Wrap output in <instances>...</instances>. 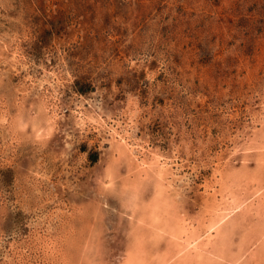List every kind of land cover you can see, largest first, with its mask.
<instances>
[{
    "label": "rangeland",
    "instance_id": "374dc122",
    "mask_svg": "<svg viewBox=\"0 0 264 264\" xmlns=\"http://www.w3.org/2000/svg\"><path fill=\"white\" fill-rule=\"evenodd\" d=\"M263 126L264 0H0V264H264Z\"/></svg>",
    "mask_w": 264,
    "mask_h": 264
},
{
    "label": "bare ground",
    "instance_id": "6f19581e",
    "mask_svg": "<svg viewBox=\"0 0 264 264\" xmlns=\"http://www.w3.org/2000/svg\"><path fill=\"white\" fill-rule=\"evenodd\" d=\"M264 127V126H263ZM259 129V128H258ZM261 129H263V128H261ZM118 130V129H117ZM256 130V129H255ZM39 131V130H38ZM258 131V130H257ZM264 131V130H263ZM261 132L260 134H264V132ZM258 132H260V131H258ZM259 134V136H262V135H260ZM255 135H258V134H254V136ZM251 136V135H250ZM258 137V136H257ZM121 138V137H120ZM252 139L253 138H255V137H251ZM262 139H263V136L261 137ZM259 139V137L257 138V141H259L258 140ZM255 140V139H254ZM256 141V140H255ZM264 141V140H263ZM259 143H260V141H259ZM258 144V143H257ZM262 144V143H261ZM236 145V144H235ZM260 145V144H259ZM259 147H262L261 145L259 146ZM263 149V148H262ZM254 150V149H253ZM155 151V150H154ZM123 153H124V151H123ZM145 154V153H144ZM154 154V153H153ZM156 154V153H155ZM259 154V153H258ZM264 155V154H263ZM146 156V155H145ZM155 157V156H154ZM152 158V157H151ZM156 158V157H155ZM262 158V157H261ZM156 161V160H155ZM258 161H260V160H258ZM156 162H158V161H156ZM146 163V162H145ZM149 163V162H148ZM152 163H153V161H152ZM155 163V162H154ZM157 164V163H156ZM257 165V164H256ZM262 165H264V164H262ZM152 166V165H151ZM163 166V165H162ZM161 167V166H160ZM257 167H258V165H257ZM150 168V167H149ZM164 168H166V167H164ZM162 169H163V167H162ZM161 169V170H162ZM159 170V169H158ZM157 170V171H158ZM163 171V170H162ZM158 173V172H157ZM159 175V174H158ZM176 175V174H175ZM262 179H264L263 178V176L261 177ZM260 178V179H261ZM259 179V178H258ZM259 179V180H260ZM260 182H261V180H260ZM161 183V182H160ZM161 189V188H160ZM169 189V188H168ZM262 189V188H261ZM162 192H163V190H161ZM165 191V190H164ZM261 192V191H260ZM161 194V193H160ZM159 194V195H160ZM158 195V196H159ZM254 195V194H253ZM261 196V195H260ZM166 197V196H165ZM254 197V196H253ZM159 198V197H158ZM250 198V197H249ZM263 199V198H262ZM262 201V200H261ZM232 202V201H231ZM213 203V202H212ZM253 203V202H252ZM256 203V202H255ZM222 204V203H221ZM220 205V204H219ZM242 205L243 204H241V207H242ZM216 207V206H215ZM150 207H148V209H149ZM220 208V207H219ZM137 209V208H136ZM242 209V208H241ZM237 210V209H236ZM151 211H154V210H151ZM219 211V210H218ZM229 212L230 211H227V212H225V213H222V214H215V216L214 217H212L211 218V220L209 221V226L210 227H212L213 229L214 228H216V230H218L219 228H220V226L222 225L221 223L223 222V221H225V218H227V216L229 215ZM148 213H149V211H148ZM147 213V214H148ZM173 213V212H172ZM175 214V213H174ZM254 214V213H253ZM178 215V214H177ZM159 216V215H158ZM208 216V215H207ZM261 216H262V214H261ZM150 217V216H149ZM153 217V216H152ZM177 217V216H176ZM175 217V218H176ZM179 217V216H178ZM173 218H174V216H173ZM153 220H156V219H153ZM182 220V219H181ZM192 224V223H191ZM227 224V223H226ZM206 226V225H205ZM223 227V226H222ZM221 227V228H222ZM153 228H157L156 226L155 227H153ZM155 230V229H154ZM185 230V228L183 227V226H181L180 228H179V232L180 231H184ZM220 230V229H219ZM222 230L224 231V229L222 228ZM165 231L166 232H169L171 235H174L175 233H177V231L176 232H174L175 230H172V229H165ZM207 231V230H206ZM211 231V230H210ZM185 233H187L186 232V230L184 231ZM181 233V232H180ZM140 234V236H141V233H139ZM143 234V233H142ZM156 235V234H155ZM176 235V234H175ZM188 235V234H187ZM189 235H192L193 236V238L195 237V242H197L198 244H199V242L200 241H202V240H200V239H198V237L197 236H199V237H201L200 235H197V234H194V233H189ZM213 235V234H212ZM159 235H157L156 236V238H155V240L157 239V237H158ZM142 237V236H141ZM147 238V237H146ZM138 240V239H137ZM198 240H200V241H198ZM188 244L184 247L185 249H184V251L185 250H187L186 251V253H185V255H186V257H187V255L189 254V256H190V258H189V261H188V259H187V261H188V263L189 264H193V263H202V262H204V260H203V258L204 257H201V252H202V249H200L199 247H193V249L195 250V254L193 253V251L192 252H189V249H190V243H191V241H188L187 242ZM144 241H138V242H136L135 244H134V246L135 247H133L135 250L137 249L138 251H137V253L133 250H131V249H129L128 250V254H127V258H123L124 260L125 259H127V260H129V262L128 263H126V264H132L133 262H134V260L136 261V263H134V264H148V262L149 261H146L144 258V256H142L141 254H143L144 253V251H145V248H144ZM208 247V246H207ZM140 250H141V252H140ZM181 250H183V249H181ZM139 253V257H138V255H135V254H138ZM184 253V252H183ZM219 253V252H218ZM151 254V253H150ZM191 254H192V257H191ZM136 256V257H135ZM184 256V255H183ZM188 256V257H189ZM193 257H194V259H193ZM136 258V259H135ZM170 258H173V256H170ZM185 259V258H184ZM162 262H161V264H167V262L169 261L168 259H166V257H164L162 260H161ZM256 261V260H255ZM211 262V260H209V262H205L204 264H207V263H210ZM124 264H125V262H124ZM150 264H156V262H155V260L153 261V262H151Z\"/></svg>",
    "mask_w": 264,
    "mask_h": 264
},
{
    "label": "trees",
    "instance_id": "16d2710c",
    "mask_svg": "<svg viewBox=\"0 0 264 264\" xmlns=\"http://www.w3.org/2000/svg\"><path fill=\"white\" fill-rule=\"evenodd\" d=\"M96 157V155H94Z\"/></svg>",
    "mask_w": 264,
    "mask_h": 264
}]
</instances>
